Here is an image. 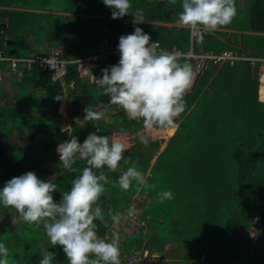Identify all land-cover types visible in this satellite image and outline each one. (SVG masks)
I'll list each match as a JSON object with an SVG mask.
<instances>
[{
	"label": "trees",
	"instance_id": "trees-1",
	"mask_svg": "<svg viewBox=\"0 0 264 264\" xmlns=\"http://www.w3.org/2000/svg\"><path fill=\"white\" fill-rule=\"evenodd\" d=\"M71 2L0 0V7L30 10L18 12L0 8V17L8 19V25L0 23V52L12 57H26L36 53L35 47L49 43L53 48L62 47L65 50V60H78L90 54L91 45L85 39L87 30L97 31L100 39H108L115 49L121 35L134 31L131 14L119 18L121 21L109 22L38 12H63L68 6L71 8ZM131 4V11L141 9L146 17L144 23L136 26L148 33L153 41L157 40L161 49L186 53L193 48L195 54L206 51L218 54L229 50L239 57L264 58V0H244L243 6L240 0H235L237 12L234 17H245L247 25L235 27L229 23L215 32L203 33L202 39L200 35L192 39L188 27L162 25L177 23L182 11L181 0H131ZM81 5V13L98 12L102 16L112 17L111 9L102 0H83ZM35 9L38 11L35 12ZM5 36L15 41L13 47H2ZM13 48L18 53L15 54ZM116 58L115 55L109 57V67L116 64ZM179 60L181 63H190L192 69L196 65L192 59ZM261 66V62L253 65L247 60H236L233 64L227 62L220 67L209 65L198 76L193 88L187 91L184 97L185 110L175 120V123L179 122L176 134L157 158H154L155 154L149 155L148 152L152 149L159 150L160 142L150 141L147 145L137 143L124 153L128 163L122 159L117 170L102 169L109 179L115 181L122 171L136 163L138 170L150 182L151 192L157 190L155 198L151 197L152 200L147 190L151 202L143 207L147 210L144 218H141L145 225H141L136 234H140L139 241L142 242L150 222L157 219L159 223L164 218L161 221L162 230L171 226L175 235L168 236L167 239L169 243H176L174 249L168 250V264H264V102L259 100ZM109 67L103 65L104 69ZM95 73L102 77L99 71ZM17 76H21L17 80L19 98L23 100L30 95L36 102L25 106V112L35 109L38 102H41L40 98L46 101L49 111L58 110L61 103L68 99L73 109V116L70 118L79 120L72 122L71 130H64V126L53 119L33 120L30 117L25 120V116L22 120L14 107L5 104L0 106V148L8 140L6 134L19 127L18 123L23 128L30 127L29 141L33 144L26 151L19 152L20 149H17L12 153L11 163L7 155L0 151V158L3 157L4 164L7 163L4 168H1L3 164L0 165V186L28 171H33L40 177L41 165H45L56 172L53 182L58 190L53 193V197L59 202L62 191L69 190L72 180L85 167V161L77 160L74 165L76 172L65 171L64 175H57L60 171L56 152L59 143L74 135L83 142L90 132L97 133L92 123L100 128L98 135L109 137L114 131L144 128L142 120L128 119L122 109L110 116L111 123L103 118L86 121V107L95 111L99 106H119L108 103L109 98L103 95V90L96 83L89 84L80 79L74 65L68 66L64 84L54 82L50 74L39 65H34L31 70L25 68ZM72 83L73 88L70 87ZM56 96L63 100H56ZM105 97L107 100L103 105ZM112 112L107 110L105 114ZM178 156L181 157L180 161ZM161 171L166 172L165 180ZM140 188L144 186L135 182L128 191H122L118 185L105 186V191L97 202L104 217L103 221H96L98 235L104 237L111 232L108 231L113 225L108 215L110 211L124 213L121 220L126 218L124 216L134 199L135 193L132 190L141 191ZM166 190L174 193V199L159 203L158 194ZM181 194L183 200L179 202L176 198ZM172 204L179 206L175 212L177 215L169 223L166 220L171 213L167 215L166 209ZM1 210L2 206L0 212ZM153 210H157L159 215L154 214ZM255 224H258V230L253 237L256 240L253 244V239L244 234L243 229L251 230ZM18 226V229L9 228L0 219V241L9 248L10 264H37L39 253L47 250L55 253L56 264H67L61 246L51 247L42 226L29 227L23 221ZM198 231L200 232L197 233ZM148 236L149 234L145 235L146 239L149 238V251L153 248L161 253L167 250L169 243L163 244L162 234ZM140 245L139 250L143 246ZM121 249L120 258L124 255L123 248ZM157 263L166 264L161 261Z\"/></svg>",
	"mask_w": 264,
	"mask_h": 264
},
{
	"label": "clouds",
	"instance_id": "clouds-1",
	"mask_svg": "<svg viewBox=\"0 0 264 264\" xmlns=\"http://www.w3.org/2000/svg\"><path fill=\"white\" fill-rule=\"evenodd\" d=\"M181 2L182 11L177 23L200 34L201 39L203 33L215 32L219 27L231 23L237 12L235 0ZM102 3L111 9L113 19L131 14L134 31L119 37L118 63L101 69L99 73L102 77L99 76L95 83L109 98L108 103L119 106L129 119L142 120L146 130L175 127L176 118L185 110L184 97L192 84V65L181 63L175 53L159 48L157 40L153 41L148 33L136 26L144 23L146 17L141 9L130 10L131 0H102ZM6 41L4 38L3 42ZM55 99L63 100L59 96ZM102 116L103 113L89 107L84 109L86 121H98ZM92 125L97 132L101 131L95 123ZM139 139L144 145L149 143L146 135H140ZM126 151L125 143L107 135L90 132L83 142L74 135L56 148L60 165L57 175H64L65 171L76 172L74 165L77 160L85 161L86 166L72 180L69 190L62 191L59 202L53 197L58 190L56 183L28 171L0 186V206L14 210L13 223L20 219L29 227L42 226L51 247L61 246L67 264H121L119 235L113 231L110 240L107 236L101 237L96 221L104 220L97 202L106 185H118L122 191H128L133 182L140 186L147 185L136 163L122 171L115 181L110 180L102 170H117L122 159L128 163L124 158ZM158 195L159 203L174 199L171 190ZM135 214V204L129 205L126 215L132 217ZM108 215L113 226H116L124 213L110 211ZM39 257L37 264H54L56 260L55 253L49 250L41 251ZM0 264H10L9 248L3 241H0Z\"/></svg>",
	"mask_w": 264,
	"mask_h": 264
},
{
	"label": "crops",
	"instance_id": "crops-1",
	"mask_svg": "<svg viewBox=\"0 0 264 264\" xmlns=\"http://www.w3.org/2000/svg\"><path fill=\"white\" fill-rule=\"evenodd\" d=\"M71 1H72L71 4H73L71 6V8H70V6H68L69 8L67 10H64L63 12L62 11H60V12L42 11V10H40L38 12L43 13V14H56L58 16H64V17L90 18V19H97V20H105V21H109V22H111V21H121V19H113L112 17L109 18V17L102 16L101 14H98V12L95 13V14L94 13H87V12L86 13L85 12L81 13L80 9L82 8L81 3H82L83 0H71ZM152 1H154V0H152ZM243 3H244V0L242 2V6L244 5ZM0 8L1 9L15 10V11H18V12L29 11L28 9H21V8H18V7H13V8L12 7H0ZM35 12H37V11H35ZM0 22L5 23V25H8V19H6V18L0 17ZM157 24H159V23H157ZM162 25L169 26V27H171V26L181 27V25H179L178 23H176V24H165V23H162ZM217 30H220V29H217ZM223 31L235 32V30H223ZM5 39L11 41V39L9 37H7V36H5ZM85 39H86L87 42H90V45H91L90 50H89L90 54H88L87 57H95V56H99V55L107 56V55L110 54L107 57V60L105 62H103L104 66L109 67V63H108L109 57L111 55H115L114 53H115V51H118V49H115L108 42V39H104V40L100 39V37L98 35V32L94 31L92 29L87 30V32L85 34ZM2 47H4V46H2ZM5 47H7V46H5ZM11 47H13V46H11ZM52 50L60 51L64 55V57H66V55H67V53L65 52V50L62 47L53 48V47H51V45L49 43H47V44L45 43L42 47H39V48L35 47L36 53L34 52V53L30 54L29 57L33 56L35 54H38V53H47V54H49ZM43 51H47V52H43ZM48 51H50V52H48ZM224 51H229V50H224ZM224 51H221L220 53H222ZM220 53H218V54H220ZM0 54L3 57H5V58L12 57L10 55L3 54L2 52H0ZM87 57H85V58H87ZM230 63L233 64V62H230ZM116 64H117V58H116ZM103 65H102V70L104 69ZM217 67H220V66H217ZM25 68H27V67H21L19 70H14L13 67L7 61H1L0 60V92H1L0 93V101H1L0 102V106H3L4 104L5 105H10V106L14 107L15 110L20 111V112H18L19 116H24L25 115L26 117H28L31 114V119H33V120H46L47 118L49 120H51V119L58 120L57 118L55 119V118L49 117V114H50L49 106L45 103L46 101L43 98H40V97H38V98H40L41 102H38L37 107L35 109H30L27 112H25V106L27 107V105H29V104L30 105L36 104L35 99H33V97L30 96V95H28L23 100L19 98L17 80L19 78H21V76H17V74H21L22 70H24ZM194 69H195V67H194ZM27 70H31V69L27 68ZM63 80L60 81V82H62L64 84ZM88 83L91 84L90 82H88ZM194 83L195 82L193 81L192 84H191V87L194 85ZM259 83H260V86H259V100L261 102H264V100H262L260 98L261 82L259 81ZM70 87L73 88L74 87V83H72L70 85ZM70 109H71L70 101L68 99L63 101L61 103L59 109H58V111H59V113H61V115H66L63 118V121L66 122V127L65 128L63 127L64 130H71L72 122L79 120V119H75V118H73V119L70 118V117L73 116V109H71V110ZM105 115L106 114H103V116H105ZM56 123L60 124L61 126H64V124L62 122L59 123V122L56 121ZM26 125H29V124H25V126ZM29 126H31V125H29ZM16 129H17V131H16ZM151 130L152 131L153 130L159 131L160 129L157 130V129L152 128ZM13 131H12L13 134L11 133V136H10V139H8V142L11 141L12 138H19L20 141H18V142L16 141L17 143L13 144L11 146V148L9 149V154L7 155V157H8V160L10 161V163L13 161L12 153H14L17 149H20L19 152L20 151L22 152L25 149L31 148L29 146L31 144L30 141H29V138H30L29 137L30 127H28V126L24 127V128L15 127L13 129ZM140 132H143V130H140V128H139L138 130H135L134 133L139 135L138 133H140ZM128 134H131V133H128ZM110 138L119 139L121 142L126 144L128 150L130 149L128 147L129 138L125 137L124 133L114 132ZM8 142H7V144H9V143L11 144V142H9V143ZM84 165L86 166L85 162H84ZM41 167H42L41 171H42V169H44L46 171L47 170L48 171H52L51 174H53L54 177L56 176V172L55 171L49 170L48 167H45V165H41ZM57 167L59 168L60 165L57 166ZM41 171H39V176H40V174L44 175V172L41 173ZM40 178H42V177L40 176ZM46 179H48V178H46ZM110 180H112V179H110ZM131 204H135L136 213H141L142 214L141 218L143 219L144 218V212L142 211V209H143L142 207H144V205L141 207L142 209H139L134 200H133V202ZM4 212H5V210L3 208V211L1 210V212H0V219L3 220L5 223H7L6 219H2L1 218L2 214H4ZM14 215H16V213H14ZM132 217H130V219H129V217L127 216L126 218L122 219L118 225H116V226L112 225L109 228V231H112V232L115 231L119 235V246L121 248L125 247L124 243L127 242V238L126 237L129 236V234H131V233H135L136 234L137 232H139L140 226L143 225L144 221H138L137 222V220H139L140 218L134 220V218H132ZM7 220H10V218L7 219ZM21 221L22 220L17 219L16 223H13L12 226H10L8 223L7 224L9 226V228L18 229L19 228L18 224ZM154 227H156L154 232L158 235V229L160 228V224L159 223L158 224H154L152 227H150L148 225L147 228L145 229L144 233H146V234L152 233V229H154ZM112 232H109V234L107 233L105 235V236H107V238L109 240L112 237ZM28 235H31V233L28 234ZM137 244H142L143 245L142 248H141V250L143 249V251H142L143 253L141 255V259L142 260L141 261H136V262L121 261V264H153V263L156 264L159 261L168 264L170 262L169 259H168V256H167L168 255V250L170 248L168 250H166L165 252H163V253L158 252L154 248L152 249V251H149V249H147V247H149L148 238L144 239L142 242L138 240ZM131 249H130L131 252H133L134 250H139L136 246L132 247ZM251 253L253 254V251Z\"/></svg>",
	"mask_w": 264,
	"mask_h": 264
},
{
	"label": "rangeland",
	"instance_id": "rangeland-1",
	"mask_svg": "<svg viewBox=\"0 0 264 264\" xmlns=\"http://www.w3.org/2000/svg\"><path fill=\"white\" fill-rule=\"evenodd\" d=\"M241 2H243V0H240ZM20 2H24V1H20ZM33 3H35V2H33ZM244 4V3H243ZM36 10V9H35ZM30 11V10H29ZM36 11H38V10H36ZM178 10L176 9V12H177ZM231 25H233V26H240V27H243V26H245V25H247V23L245 22V17H240L239 19L238 18H236V17H234L233 19H232V21H231V23H230ZM178 27V26H177ZM208 43V42H207ZM12 50H14V48L12 49ZM14 53L16 54V53H18L16 50H14ZM204 53V52H203ZM193 70V78H192V82L194 81L195 83H196V80L198 79V76L200 75V73H198L197 71H196V69H192ZM195 83H194V85H195ZM193 85V86H194ZM193 86L192 87H190L188 90H191L192 88H193ZM70 97V96H69ZM68 97V98H69ZM106 98V97H105ZM108 98V97H107ZM107 98L106 99H103V105H104V103L106 102V100H107ZM111 106L110 105H104L103 106V108L102 107H98V109H96L95 111L96 112H99V113H103V114H105V112L108 110V112L109 111H113L112 113H109L108 115L106 114L105 116H102V118L103 119H105L106 120V122H108V123H111V118H110V116L111 115H113V114H116L117 112H119V110L121 109V108H119V107H116V108H112V110H111ZM71 110V109H70ZM17 112H20V111H18V110H16ZM29 115V114H28ZM64 116H66V115H61V113H59V111L58 110H50V114H49V117H52V118H57L58 120H55V121H57V122H59V123H63L64 124V128L66 127V122H64L63 121V118H64ZM20 118H22V120L25 118V115L24 116H19ZM30 117H31V114H30V116H28L25 120H28V118L30 119ZM60 118V119H59ZM128 118V117H127ZM65 120V119H64ZM179 122H177V123H175V127H167V128H162V129H160L159 131H156V130H151V129H148V130H146V129H140V130H143V132H140V133H138L139 135H137L136 133H134L135 131H132V130H129V131H126V132H121V133H124V135H125V137H128L129 138V141H128V147L129 148H133L134 146H135V144H137V143H141L140 142V139H139V136L140 135H146L148 138H149V142L151 141H158V142H160L161 143V147H160V149L158 150V149H152V150H150L149 152H148V154L149 155H152V154H155V156H154V158H157V156L159 155V153L164 149V148H166L167 147V145H168V143L170 142V140L175 136V134H176V131H177V128H178V124ZM20 123H18V126L19 127H22L23 128V125H21ZM154 129H159V128H155V127H153ZM15 131V130H14ZM13 131V132H14ZM16 131H17V129H16ZM13 132L11 131V132H8L6 135V137H8V139H10V136H11V133L13 134ZM114 132H119V131H114ZM98 133V132H97ZM128 133H131V134H128ZM112 136V135H111ZM162 140H164L165 142H162ZM18 141H20V139L19 138H12V140L11 141H9V142H11V144L8 142V140L6 141V143L5 144H3L2 145V147L0 148V151L4 154V155H8L9 154V149L11 148V146L13 145V144H15V143H17ZM7 142L9 143V144H7ZM30 147H32L33 146V144H30L29 145ZM128 150V149H127ZM57 155L59 156V154L57 153ZM124 158L126 159V157H125V154H124ZM180 159H181V157L180 156H178V160L180 161ZM3 160H5L3 157H1L0 158V165L1 164H3L2 165V167L1 168H4V167H6V165H7V163H5L4 164V162H3ZM2 162V163H1ZM175 167H176V165H175ZM187 166H184V168H186ZM49 169V168H48ZM50 170V169H49ZM4 172V171H3ZM44 172V175H42V174H40V176L43 178V179H45V180H50V178L52 179V180H54L55 179V177H54V175L53 174H51L52 173V171H46V170H44V169H42V171H41V173H43ZM162 173V177L164 176V180H165V178H166V172H164V171H161ZM173 172V174H174V171H172ZM46 178H48V179H46ZM144 189V190H143ZM140 190L141 191H134V190H132V193H135L134 194V201H135V203H136V205L138 206V208L139 209H141V207L143 206V205H145L146 203H149V202H151V200H152V196H153V198H155L154 197V193H157V190H154L155 192H151V186H150V182H147V185H145L144 186V188H140ZM142 190H143V193H142ZM147 190H149V192H150V198H151V200H150V198H148V192H147ZM106 198V197H105ZM136 198V199H135ZM176 200L177 201H179V202H182V200H183V194H181L179 197H177L176 198ZM179 205H175V204H172V205H169V206H167V209H166V211H167V215L169 214V213H171V215H169V217L167 218V220H166V222H169V223H171L172 222V218L173 217H175V212L177 211V207H178ZM148 209V208H147ZM5 210V212H4V214H2V216H1V218L2 219H6V221H7V223L10 225V226H12V224H13V221H12V217H13V215H14V210H11V209H9V208H5L4 209ZM2 211H3V208H2ZM142 211L143 212H145V211H147V210H145L144 208L142 209ZM153 213L154 214H156V215H159V213L157 212V210H153ZM177 215V214H176ZM142 217V214L141 213H136L132 218H134V220H136L137 218H141ZM10 218V220H7V219H9ZM129 219H130V217H129ZM164 218H162V219H160V221H159V223H160V228L158 229V234H162V236L164 237L163 238V244L165 245L166 243H169L170 241L167 239V237L168 236H173V234L175 235V232L173 233L172 232V230H171V226H168V228L165 230V231H163L162 230V226H161V221L163 220ZM17 221V220H16ZM153 221H155V222H150V227H152L154 224H158V220L157 219H154ZM138 222V221H137ZM16 223V222H15ZM143 225H145V223H143ZM156 229V227H154V229H152V233H150L149 234V236L148 237H150L151 235H157L155 232H154V230ZM161 229V230H160ZM257 230H258V224H255L254 225V227L251 229V230H246V229H243V233L244 234H246L248 237H250L251 239H253V244L255 243V239L253 238L254 237V235H255V233H257ZM109 231V230H108ZM200 231H198L197 233H199ZM179 232H177V234H178ZM141 236H140V234H135V233H131V234H129V236H127L126 238H127V242L126 243H124V245H126V247H123V253H124V255H130L131 254V248L132 247H134V246H136L137 248H139L140 249V247H141V245L140 244H137L138 243V240H139V238H140ZM143 237H144V239H146V237H145V235H143ZM149 239V238H148ZM172 246V247H171ZM176 247V243H169L168 245H167V250L170 248H172V249H174ZM144 248V247H143ZM131 249V250H130ZM216 249V248H215ZM158 250H160V249H158ZM252 252V251H251ZM250 254H252V253H250ZM226 256H229L230 257V254H227ZM142 260V259H141ZM141 260H139V261H141ZM54 264H56L55 263V261H54ZM64 264V263H63ZM154 264V263H153ZM158 264V263H157ZM247 264H249V262L247 263Z\"/></svg>",
	"mask_w": 264,
	"mask_h": 264
},
{
	"label": "built area",
	"instance_id": "built-area-1",
	"mask_svg": "<svg viewBox=\"0 0 264 264\" xmlns=\"http://www.w3.org/2000/svg\"><path fill=\"white\" fill-rule=\"evenodd\" d=\"M204 31L207 30H203V32ZM199 35L200 34H196L191 31L192 39ZM173 53H175L178 58L194 60L196 62L195 69L200 74L211 64H213L214 66H221L227 62H234L236 60H247L250 61L253 65L256 62H261L262 66L259 73L260 82L262 77L264 76V58H251L244 56L239 57L230 51H224L220 54H216L213 51L195 54L193 52V48H191L186 53H182L176 50H174ZM114 54L117 56L118 63L120 53L119 51H115ZM109 55H99L95 57L81 58L78 60H65L64 55L60 51L52 50L49 54L38 53L28 58H5L0 54V60L7 61L8 63H10L14 70H17L20 67H27L28 69H32L34 65H39L47 73L50 74L53 81H62L68 73V66L74 65L79 78L93 84L99 78V75H97L95 71H100L102 69L103 62L107 60V57ZM124 217H127V215H125ZM120 254H122L121 247ZM141 255V250H134L133 252H131L130 255H123L120 259L121 261L136 262L141 260Z\"/></svg>",
	"mask_w": 264,
	"mask_h": 264
},
{
	"label": "bare ground",
	"instance_id": "bare-ground-1",
	"mask_svg": "<svg viewBox=\"0 0 264 264\" xmlns=\"http://www.w3.org/2000/svg\"><path fill=\"white\" fill-rule=\"evenodd\" d=\"M260 98L264 100V76L261 79Z\"/></svg>",
	"mask_w": 264,
	"mask_h": 264
},
{
	"label": "water",
	"instance_id": "water-1",
	"mask_svg": "<svg viewBox=\"0 0 264 264\" xmlns=\"http://www.w3.org/2000/svg\"><path fill=\"white\" fill-rule=\"evenodd\" d=\"M14 45H15V41H10V40H7L6 42L2 43V46H7V47H11Z\"/></svg>",
	"mask_w": 264,
	"mask_h": 264
}]
</instances>
